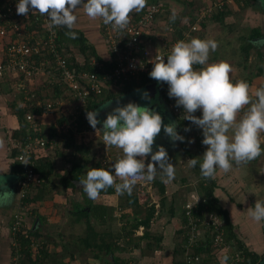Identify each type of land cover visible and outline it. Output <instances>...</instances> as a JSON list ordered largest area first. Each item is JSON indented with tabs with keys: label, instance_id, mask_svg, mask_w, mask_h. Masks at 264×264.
<instances>
[{
	"label": "crops",
	"instance_id": "obj_1",
	"mask_svg": "<svg viewBox=\"0 0 264 264\" xmlns=\"http://www.w3.org/2000/svg\"><path fill=\"white\" fill-rule=\"evenodd\" d=\"M214 1L215 0H157L156 2L159 3L161 10L154 18L155 22L151 31L154 39L153 41L149 39L147 47L151 52L152 50L161 52L158 50L159 46L162 45L160 37L164 35L172 40L184 39L185 42L190 41L192 38L215 40L218 44V48L214 52H210L208 62L216 63L225 61L229 63L233 69L230 78L232 82L235 83L238 80L236 78L238 74L237 68L241 67V65L239 64L238 66L235 61L237 56H242L241 45H238L239 42L243 43V38L251 35L253 29L259 28L264 34V0H226L227 4H225L223 9V11L225 10L223 15L220 16L217 12L215 16L218 18L215 19V16H213V18H205L200 23L199 29L195 33L190 32L189 37H186L182 33L185 30L186 22L190 24V26L193 25L195 15L199 9L203 10L211 7ZM152 3L154 2L147 0L146 7ZM173 12L179 16L175 18L174 22L170 20ZM75 15L78 17L75 27L84 33L88 42L94 46L98 55L107 58L108 52L103 43L99 19H89L82 8H79ZM82 15L85 17H82ZM261 40L264 41V37H261ZM151 42L154 43V48L150 46ZM252 55L257 58L255 50L250 51V60L253 58ZM94 63L102 64L107 67V65L99 60ZM260 64L262 66L261 68L264 70L263 63L259 61V65ZM201 67L200 65H196L195 69L199 70ZM13 80L14 82H12L11 79L12 83L7 86L8 88L9 86L11 87V92L0 93V140L3 141V146H0V177L2 176L5 179V181H0V191H2L5 186L16 195L19 189L18 182L15 183V179L19 178L11 174L13 173L12 161L14 160L12 159L11 161L10 156L12 155L13 142L15 141L14 138H12V132L20 128V122L13 112V106L24 107V103L18 100V105L16 102L20 97L16 89H19L18 92L22 89L19 86L17 87V80ZM11 84H13L14 88ZM37 84L38 83L35 84L36 88L38 87ZM260 87H264L263 73L250 85L253 99H255L254 93L256 89ZM33 89L34 88L31 87V90ZM159 94V101H161L162 107L165 108L164 113L168 115L171 114L165 92L159 91ZM30 98L32 99L33 96L26 99ZM7 99L9 100L8 103ZM245 111H247V106L241 111L238 119L242 117ZM194 115L198 118H202V111L198 110ZM172 118L171 115L167 117L162 115L164 125H167V123H175L177 125L176 131L179 135L185 137V141H177L173 144L162 128L161 133L155 139L153 153L157 151L158 146H163L166 149L170 162L175 166V177L172 182L165 183L161 181L158 174L154 181L148 183L149 188L145 187L143 188V193L136 194L137 201L135 202L129 201L126 193L123 195L117 194L114 188H108L110 192L105 191L100 193L96 200H91L83 192L79 181L74 182L73 188L66 186L65 180L69 178V171L72 165L71 161H73V159L66 160V154L63 151L65 148L61 147V145L57 146L60 147V150L55 151L56 156L54 155V159L50 157L40 158L49 160L51 169L50 173L43 178V182H45L43 183V195L38 194L37 191L33 193L38 197L31 204L32 209L29 211L27 223L32 231L35 230L36 235L46 236L45 238L41 236L47 242L46 250L49 254L46 259L47 263L44 262V264H57V259L62 261L59 264H77L76 258H70L69 260L68 257L71 256L62 253V250L65 249L63 246L64 243H56L52 235H57L60 239L65 238V236L61 234V230L69 229L70 231V228L72 231L73 228L79 230L76 224L80 223V220L84 222L82 226H85V228L87 227V221L91 223L94 230V241L96 244H100L101 248L105 249L107 245L113 249L115 244H117L118 247L126 249V252L129 251L127 260L123 258V260L128 261V264H135L134 261L132 263V260H129V257L133 256H138L141 259L136 264H167V262L170 264L171 255L175 248V246L173 247V243L175 242L176 245V233L181 230L180 224H183L182 214L180 219L176 216L177 208L174 204V196L178 189L188 187L187 191L184 193L185 201L183 204H189L190 202L195 203L197 198L193 197L192 193H195L194 190L197 189L196 186L200 180V175H197L194 169L188 166L187 161L191 159L190 156H194L195 158L201 157L200 160H202V156L207 150L206 146L202 144V129L197 128L195 125L191 124V122L188 125V122L181 125L176 119H174L175 122H173ZM56 119V115L43 114L41 116V121H46L47 123L45 125L42 124V127L48 124H56ZM97 128L102 130V125L100 127L97 126ZM185 128H190L191 130L185 132ZM43 133L47 134L45 131H43ZM101 135H103L102 132ZM231 135L232 133L229 132V136ZM261 140V146L264 148V133H261ZM188 141L194 142L189 143ZM57 147L55 146V148ZM104 147V156L97 161L89 160L88 157L86 158V155H83L81 160L78 158L77 161L80 160L81 164L84 165L80 172V177L82 179L86 178V173L90 168H104L111 171L112 165L123 156L122 150L118 148L107 145H104ZM51 149L52 148H49L47 151H51ZM172 153H174V156H177L178 160L175 161V158L173 160V156H171ZM62 154L65 156H62ZM149 162H151L150 156L145 160L146 164ZM61 169L63 170L60 172ZM46 171L49 172L47 169ZM182 174H184L185 177H182ZM179 177L181 178L179 179ZM188 177L192 178L191 181H188L190 180L187 179ZM56 178L58 182L61 179L59 186L56 184ZM186 180L188 182L183 184ZM213 180L215 182L214 196L218 199L220 206L227 211L233 229L242 245H244L247 250L260 256L259 263L262 257H264V231L263 227L259 225L261 222L257 223L252 220L247 210L249 209L248 207L256 201L264 200L262 196L263 190H261L264 189V154L247 164L237 166L233 163V168L228 173H223L218 170ZM119 182L120 181L117 180V183ZM158 188L164 189L163 195L158 191ZM16 200L17 197L15 196L10 204L0 206V236L3 238L4 242L7 241L6 248L8 242L10 245V237L12 235L11 224L13 214L18 204ZM73 202H75L74 206ZM69 209H73V211L68 212L67 210ZM171 211L172 218L170 217ZM148 214L151 215L148 227L138 225L137 228L131 229L135 219L138 221L143 220ZM70 218H74L75 222L70 223L69 221L70 224L68 225L66 219L70 220ZM128 231L131 232V236L127 234ZM119 235L124 236V240L121 238L117 239L116 237ZM141 237L145 239L140 241L139 239ZM60 239L59 241H62ZM102 240H104L103 243H101ZM149 242L154 246L145 249V245ZM137 244H139V248H134ZM7 252L9 251L4 250V253ZM132 253L139 254L136 255ZM9 255L10 254L6 256L2 255V257H0V264H8L10 261ZM31 256L35 259H40L41 254L32 252ZM110 258L112 261V255H110ZM104 259L107 260V256ZM92 260L94 264H108L106 261L99 263L96 259L92 258ZM229 261L231 264H237L241 261V256H239L237 250Z\"/></svg>",
	"mask_w": 264,
	"mask_h": 264
},
{
	"label": "clouds",
	"instance_id": "obj_2",
	"mask_svg": "<svg viewBox=\"0 0 264 264\" xmlns=\"http://www.w3.org/2000/svg\"><path fill=\"white\" fill-rule=\"evenodd\" d=\"M146 4L147 0H86V2L85 0H19L16 12L21 16H28L30 11L38 12L47 18L49 27H65L68 29L65 35L76 39L77 34L72 29L76 26L78 17L75 13L79 8L83 9L89 19H99L101 32V20L103 24L110 25L113 31H123L130 22L131 14L138 15L144 10ZM200 11L201 9L196 13L194 23ZM207 17L205 16L202 21ZM175 18L176 14L173 12L170 20L174 22ZM191 26L186 22L185 30ZM102 37L104 46L109 52L103 33ZM217 48V42L212 39L192 38L188 42L178 41L166 57V62L162 56L155 57L152 71L149 73L150 78L154 80L143 85L156 83L158 96H160L159 91L165 92L168 107L171 110L168 116L171 115L174 122V119L182 118L184 122L188 120L202 129V144L207 148L202 156V162L201 157H198L189 159L187 164L195 168L199 163L200 173L204 179H214L218 170L228 173L232 170L233 163L237 166L247 164L264 154V148L261 146V133H264V87L256 89L255 99H253L250 85L246 81L240 80L233 83L230 78L233 69L229 63L208 62L210 52H214ZM76 55L80 62L83 61V57L77 51ZM68 57L70 58V53L67 51L66 58ZM95 61L98 60L90 59L89 66L95 68ZM195 65L202 67L196 70ZM105 69L108 68L105 67ZM145 76H142L138 84ZM163 83L168 85V94ZM143 86L126 94H123V86H120L118 93L112 94L113 97L106 102L134 92ZM168 96L175 98L177 107L182 106V115L173 114L175 104L169 100ZM142 99H149L148 92L143 93ZM111 103L112 101L109 105ZM246 106L247 111L243 112L242 117L238 119ZM198 110L202 111V118L194 115ZM98 115V110L86 113L90 126L97 132L103 133L104 145L122 150L123 156L112 165L111 171L104 168H90L86 178L79 180L83 192L89 199L96 200L100 193L108 188H114L119 195L125 193L131 195L138 182L151 183L158 174L162 182L173 181L175 166L170 162L166 149L158 146L157 151L153 153V145L162 128L173 144L177 141L184 142L185 137L178 134L175 123L164 125L162 116L158 112L133 102L120 106L117 101V106L103 120L102 130L97 128V125L101 124V121L97 119ZM164 116L166 117L165 113ZM190 130V128L184 129L185 132ZM229 132L232 133L231 136ZM0 146H3L2 140H0ZM149 156L151 162L146 164L145 160ZM117 180L120 182L117 183ZM15 196L4 186L0 191V206L10 204ZM18 209L19 204L13 214L11 228ZM247 211L255 222L264 221V201H256L254 207H250ZM24 212L25 227L17 237L21 245L28 244L27 239L24 238L25 234L29 237L36 236L33 234L35 230L32 231L27 223L29 212L26 210ZM10 243L11 260L13 240H10ZM26 245H22V250L23 247L26 249ZM30 253L32 254L31 251ZM32 258L26 259L23 264H32L30 261L35 260ZM224 264H226V258Z\"/></svg>",
	"mask_w": 264,
	"mask_h": 264
},
{
	"label": "built area",
	"instance_id": "obj_3",
	"mask_svg": "<svg viewBox=\"0 0 264 264\" xmlns=\"http://www.w3.org/2000/svg\"><path fill=\"white\" fill-rule=\"evenodd\" d=\"M18 2L19 0H0V17L2 19H6V21L0 25V40H7V44H5V46L2 45V48H0V78L3 76L8 77V75L11 74L18 75V86L25 91H29L26 88L27 86H30L31 83L35 81L40 83L41 78L45 81L57 82L62 87L65 86L67 91L64 93L61 100L47 102L46 107L48 111L53 110L52 104L55 103L59 106H65L66 109H68L67 111H70V113L74 115L80 114L85 102L90 99V94L94 95L93 98H98L100 96L107 97L109 93L116 95L121 88L120 86H123L125 82L132 81V84H138L142 76L149 75L152 71V63L155 62L154 60L156 56L164 57L166 62V57L171 53L174 44L178 41H184L183 38V40H172L165 35L161 36L160 42L162 43V51L156 52L152 50L153 53L148 49L147 44L141 42V36L144 33L153 35L151 34V31L155 22L154 18L160 12V7L157 2L156 4L152 3L148 7L144 8L141 14H131L130 22L127 28L123 31H113L110 25L103 24L101 20L102 33L106 39L109 51L111 50L115 54L113 67L110 68V70L105 69L102 64L98 63L94 64V66L101 75L84 70H71L68 63L69 61L66 60L65 49L54 45L56 29L49 27V24L46 31L48 33L47 42L50 50L47 51L49 54L48 66H45V64L39 63L34 58L41 56L40 45L32 47L28 44H24V42L20 39L23 31L26 30V26L29 23L30 15H35L38 12L31 13L30 11L28 16L17 15L16 5ZM225 4H227L226 0H215L211 7L203 10L201 9L197 15L195 23L188 30L183 31L182 33L186 37H189L190 32L193 33L198 30L199 23L202 22V19L205 16L213 13L217 14V12L219 13L220 11H223ZM41 18L42 21L45 22L44 24L48 23L45 16H42ZM14 34H16V38H14ZM124 39L128 42L125 43L124 49H122L119 47V44L123 42ZM42 47L44 48L45 45ZM262 63L264 66V55L262 57ZM195 67L196 65L194 68ZM26 83H29L30 85ZM163 84L168 94V85L166 83ZM169 100L175 104L173 106V113L179 116L182 115V106H176L175 98L169 97ZM57 109L60 108L57 107L54 110ZM62 112L64 111L62 110ZM25 121L29 124L25 128L27 132L24 137L25 142H13V148L18 149L16 161L22 166L23 173L21 179L19 180V209L14 215V222L12 226V233H15V239L12 243V249L14 252L12 255H14L9 264H23L26 260V257L24 256L25 251L37 253L41 248V242H43L42 238L38 239L36 237H29L25 234L24 238L27 239L28 244L26 245V249L23 247L24 251L22 250V245L17 238L18 233L25 227L23 224V212L25 208H23L21 202L31 192V190H33L36 186L41 185L43 182V179L33 170V166L37 164L38 157L41 154H44L47 149L54 148L56 146V140L50 138L48 134H44V137L36 135L38 131H43L41 116L27 115ZM56 127L60 128L61 131H64L59 134L67 132L68 126H66L65 129H62V127L59 126ZM69 127H71V125H69ZM137 185H139L140 193H143V188L148 187V183L145 182H138ZM191 208L192 207H188L185 210V216L188 218L185 229H189V239L186 242L187 245H185V249L187 251H189V248L194 245L196 237L201 235L199 234L200 231L197 230L199 224L197 225L194 221ZM202 225L207 227L211 238L214 236L213 243L217 247L223 248L220 252H222L223 255L227 254L229 244H224L223 238L220 236L221 234H216L222 226V223L215 216L210 214L208 218L206 217V219L202 222ZM210 226L212 229H208ZM201 259L202 258L189 254L185 259V264H201Z\"/></svg>",
	"mask_w": 264,
	"mask_h": 264
},
{
	"label": "trees",
	"instance_id": "obj_4",
	"mask_svg": "<svg viewBox=\"0 0 264 264\" xmlns=\"http://www.w3.org/2000/svg\"><path fill=\"white\" fill-rule=\"evenodd\" d=\"M153 2H156L157 0H151ZM157 3V2H156ZM154 3V4H156ZM225 11V10H224ZM224 11H220L219 15H223ZM3 13V11H2ZM30 14V13H29ZM138 14H141V12H139ZM215 16V13L208 15V17H212ZM42 15L40 16L38 13H36L35 15H30V19H29V23L26 26V30L23 31L22 35H21V41L24 42V44H28L29 46H35V45H40L41 48V56H37L34 57L39 63H43L45 64V66H48V57L49 54L47 53L48 50H50V47H48V42H47V29H48V24H44L45 22L42 21ZM215 19L218 18L217 16L214 17ZM214 19V20H215ZM6 21V19H2L0 17V25H2L4 22ZM54 29H56V34L54 37V45L58 46L59 48H63L65 49V51L70 53V58L68 57L69 62V67L71 68V70L74 71H89L92 73H98V71L95 70V68H92L89 66V62L90 59H96L99 60L101 62H103L105 65H107L106 68H108L107 70H110V68L113 67V61H114V56L115 54L111 51L108 52L107 54V58L103 57L101 55H98V53L95 51L94 46L92 44H90L88 42V39L85 37L84 33L74 27V29H72V31H75L77 34V38L76 39H71L68 36L65 35V32L68 31L67 28L65 27H54ZM261 37H264V34L262 33V31L258 28V29H253L251 32V35L243 38V43L241 45V53H242V57L244 58V66H246V62L248 60V57L250 56V51L251 50H255L256 55H257V59L258 61L262 62V57L264 55V52H262V50L264 51V41L261 40ZM14 38H16V34H14ZM149 39H151L150 41H153V37L152 35H148L146 33H144L141 36V42L147 44L149 43ZM259 40V41H256ZM128 41L126 39H124L123 42H121L119 44V47H121L122 49H124V45L125 43H127ZM0 44L5 46V44H7V40L2 39L0 40ZM154 43L151 42L150 46H153L152 48H154L155 46L153 45ZM45 45V47L43 48L42 46ZM43 48V49H42ZM159 51H162V45L159 46ZM76 51L78 54H80L83 57V61H79V57L76 55ZM66 54V53H65ZM262 66L259 65L258 68V73L255 75L253 74L252 76H259V74L264 75V70L263 68H261ZM106 70V71H107ZM99 74V73H98ZM101 75V74H99ZM260 75V76H261ZM147 76V77H146ZM143 79V81L138 84H132L131 82H125V84L123 85V94H126L132 90L137 89L139 86H143L146 83L152 82L154 79L150 78L149 75H146ZM254 77L248 76V77H244V80L251 85L252 83V79ZM76 79V78H75ZM12 82H14V80L12 79ZM11 79L8 78L7 76H3L2 78H0V93H9L11 92V87L9 86V88L7 87L8 85H10ZM37 83V81H36ZM16 84H19V81H16ZM13 86V84H11ZM38 87H34L33 90L31 91H25L24 89H22L19 93H20V97H19V102H23L24 103V107H17V106H13V112L16 115V117L18 118L19 122H20V128L13 131L12 132V138H14L15 141L20 142V143H24L25 142V136H26V127L29 125L28 122H26V116L27 115H32V116H42L43 114H51V115H56V124H48L47 126H43L42 129L43 131L47 132L48 136L52 139L56 140V147L59 145H64L65 149H72L75 150L73 151V153L71 152L72 155H75L76 153L80 154L79 159H82L83 155L88 154V146H78L76 145V140H75V136L78 135V133H81L87 129H89V122L86 118V113L88 111H93L95 110L99 105L105 103L107 100L111 99L113 97V95L111 93H109L107 95V97H98V98H93L94 95L90 94V99L87 100L85 102L84 107L81 109L80 114L74 115L72 113H70V111H67L68 109H66L65 106H59L58 104H52V111H48L46 104L49 101H54V100H61V98L63 97L64 93L67 91V89H65V86L62 87L60 86L59 83L54 82V81H45L43 80V78H41V82L39 84H37ZM18 87V85H17ZM14 88V86H13ZM34 94V95H33ZM33 96V98L31 99H26L28 97ZM165 97L167 98V95L165 94ZM70 98V97H68ZM72 100V99H71ZM58 105V106H57ZM59 107L60 109L54 110L55 108ZM62 110L64 112H62ZM177 121H179L181 123V125H183L184 123H187L188 121L186 120L184 122V119H180L177 118ZM190 124V122L187 123V125ZM69 125H71V127H69ZM62 127V129H65L66 126H68L67 128V132L59 134L57 132V127ZM43 131H38V133H36L37 136L39 137H44V133ZM63 131V130H62ZM64 132V131H63ZM48 146V145H47ZM60 147L55 148V151L60 150ZM11 161L12 159L14 161H12L13 163V168H12V172L11 174L19 177V179H21L22 173H23V168L22 166L16 161V156L18 155V149L13 148L12 152H11ZM62 156H65L64 154H62ZM190 158H195L194 156H190ZM71 161V170L69 171V178L67 180H65V184L68 187L73 188V184L75 181H79L82 178L80 177V172L83 168L84 165L81 164V161ZM202 162V160H201ZM46 169L49 171L47 172ZM50 169H51V164L49 160L46 159H39V161H37V164L35 166H33V170L34 172L39 175L42 179L44 177L47 176L48 173H50ZM194 169V172L199 176V181L197 184V189L194 190L195 193L193 194V197L197 198L195 203H193V205L191 206L192 208V214L194 216V221L196 222V224L198 225L197 230L200 231L198 235L194 241V245L191 246L189 248V251H187L185 248L187 245V240L189 239V235H188V230L189 229H185V226L187 224V216H185V210L184 212V216L182 215V222L184 225V233L183 230H179L176 233V236H180L182 237L183 235V239L181 238L180 241H178L176 239V245L175 248L173 250L172 253V257H171V261L170 264H185V259L187 257V255L191 254L193 256H197L199 258H202V252L205 250L206 252L211 250H214V252L212 254V257H214V254H220L223 255L222 252H220V250L222 251L223 248H219L217 247L214 243H213V238H211L210 236V232L207 230V227L202 225V222L206 219V217L208 218V216L210 214H212L213 216H215L221 223L222 226L219 228V231H217L216 234H221L220 236L223 238V243L224 244H233V246L235 247V249L240 252V256H241V261L237 264H257L260 256L254 252H251L249 250H247L244 245H242L241 241L238 239L236 232L233 229V225L230 221V218L228 216V213L226 210H224L219 202L218 199L214 196V189H215V182L213 179H204L201 176L200 173V168H199V163L197 164V166ZM42 186V187H40ZM37 187V188H36ZM33 190H31V192L23 199V201L21 202V205H23V207L25 208L26 212L31 211V204L32 202H34L36 200V198L38 197L37 195L33 194L34 192H38V194L43 195V187L44 184L42 182L41 185L36 186ZM138 189V190H137ZM110 192L109 189H106L103 192ZM158 191H160V193H162V195L164 194V189L163 188H158ZM135 192V194H134ZM140 193V188L139 185H135L133 188V191L131 193V195L126 193V196H128L129 201H137V195ZM25 215V212H23ZM139 214V213H138ZM150 214L146 215L145 218L143 220H134L133 224L131 226V229H135L138 227V225H144V227H148L149 224V220H150ZM102 221V220H101ZM208 229H212V227L210 226ZM87 232H85L86 236L83 239V243H82V249L80 250V254L79 257H82L81 255H83L84 252H88L91 251L92 254V258L96 259L100 262L102 261H106V263L108 264H128V261L123 260L122 254L124 252H126V249H124L123 247H118L117 244H115V247L113 249L110 248V246H107L104 248H101L100 244H96L94 241V237H93V227L91 225V223L89 221H87V227H86ZM213 231V230H212ZM263 231H264V226H263ZM126 232V231H125ZM214 232V231H213ZM34 235H36V233H33ZM127 234L129 236H131V232L128 231ZM215 234V235H216ZM38 239H41V236H34ZM201 237L204 239L201 240ZM117 239L121 238L122 240H124V236L119 235L116 237ZM144 237H141L139 240L142 241L144 240ZM104 240L101 241V243H103ZM203 242V243H202ZM208 243V244H205ZM26 243V242H25ZM41 248L39 250V253L41 254V258L40 259H35L32 260L30 262H32V264H44V262H46L47 257L49 256L48 251L46 250V241L41 242ZM150 243V244H149ZM147 243L145 246V249H147L148 247H152L154 246L151 242ZM150 246H149V245ZM205 246H204V245ZM22 245H26L23 244ZM134 248H139V244L135 245ZM96 250V252L94 253V251ZM14 253V252H12ZM242 254V255H241ZM14 255V254H13ZM12 255V256H13ZM108 255H112V261H107L104 258ZM24 256L26 257V259L32 258L31 257V253L27 252L24 254ZM71 259H75L76 257L74 256V254L71 255L70 257ZM34 259V258H32ZM202 260V259H201ZM8 262V261H7ZM9 263V262H8ZM47 263V262H46ZM88 264H94V263H88ZM206 264H214V262H206Z\"/></svg>",
	"mask_w": 264,
	"mask_h": 264
},
{
	"label": "rangeland",
	"instance_id": "obj_5",
	"mask_svg": "<svg viewBox=\"0 0 264 264\" xmlns=\"http://www.w3.org/2000/svg\"><path fill=\"white\" fill-rule=\"evenodd\" d=\"M82 17H85L82 15ZM176 17H179L177 14H176ZM264 31V29H263ZM247 35V34H246ZM238 45H242V42H239ZM0 48H2V45L0 44ZM262 52H264L262 50ZM251 57V56H249ZM248 57V60L246 62V66H244V58L242 56H237L235 58V61H236V64L239 66V64L241 65L240 68H237V76L236 78L240 81V80H244V77H248V76H251V77H254L252 79V82L257 78V77H260L261 74H259V76H252L253 74H257L258 73V68H259V61L258 59L252 55V59L250 60V58ZM0 59H1V56H0ZM261 65V64H260ZM263 77V76H262ZM8 78H11V79H15L17 80L18 78V75L16 74H11V75H8ZM236 79V80H237ZM237 80V81H238ZM26 84H29V83H26ZM35 84H36V81L31 83V86H27L26 89H28L29 91L31 90V87H35ZM30 85V84H29ZM19 89H16L17 93L20 95V93L18 92ZM11 99V98H10ZM8 99H7V103H8ZM12 101V100H11ZM16 102L18 103L19 105V102H18V99L16 100ZM13 103V102H12ZM11 103V104H12ZM174 114V113H173ZM175 115V114H174ZM43 124L45 125L47 122L45 121H42ZM90 126V124H89ZM57 131L58 133H61V129L60 128H57ZM75 140H76V145L78 146H88V154H86V158L88 157V159L90 160H94V161H97L98 159L102 158L104 156V141H103V135H101V132H97L96 130H94L91 126L89 127V129L83 131L82 133H78V135L75 136ZM61 147H64L61 146ZM55 148V147H54ZM54 148L50 150H48L47 152H45L44 154H41L40 157H38V159L42 158V157H50V158H53L55 157L56 155V152L54 150ZM53 150V151H52ZM64 153L66 154V160H70V159H73V161H77L78 158L80 157V154L79 153H76L75 152V155H72L71 152L73 153V148L72 149H64L63 150ZM55 155V156H54ZM173 156V160L175 158V161L178 160L177 156H174V153H172ZM83 157V156H82ZM54 159V158H53ZM42 160V159H41ZM38 161V160H37ZM59 162V161H58ZM88 164V163H87ZM86 164V165H87ZM90 164V163H89ZM63 169L60 170V172L62 171ZM58 175H62V174H58ZM183 176L182 177H185L184 174H182ZM191 177H192V174H191ZM191 177H188L187 179H190L188 181H191ZM181 177H179L180 179ZM57 179V178H56ZM55 179V180H56ZM1 180H4V177H0V181ZM16 180V179H15ZM61 181V179L59 180V182ZM63 181V180H62ZM187 180L183 182V184L187 183L188 182ZM59 182H58V179L56 180V184L57 186H59ZM45 183V182H43ZM195 185V184H194ZM188 187L187 188H181V189H178L177 192L175 193V205H176V216L177 218L179 217L180 219V216L181 214L184 216V210L187 209L188 207H191L193 205L194 202H190L189 204H183L184 201H185V197H184V193L185 191H187ZM263 190L262 192V196L264 197V189H261ZM20 191L18 190L17 194H16V197H17V202L19 204L20 200H19V196H20ZM264 201V200H262ZM76 202V201H75ZM73 202V206H74V203ZM17 204V206H18ZM183 204V205H182ZM254 204H251V206H249L248 208L250 207H254ZM182 205V206H181ZM16 206V207H17ZM68 212L69 211H73L72 210H67ZM67 215V214H66ZM65 215V216H66ZM170 217L172 218V211L170 212ZM66 219V223L69 225L70 223H74L75 222V219L74 218H70V220ZM70 221V223H69ZM178 223L180 224V222L178 221ZM84 225V222L82 220H80V223L76 224V226H78V229L77 230L76 228H73V231L71 230L70 228V231L69 229H62L61 230V234L63 236H65V238H58L57 235H52V238L54 239V241H56V243H64L63 246L65 249L62 250V253H64V255H72L74 254V256H77L76 259H77V264H88V263H93V260H92V254H91V251H86L83 253V255H81L82 257H79V254H80V250L82 249V243H83V239L85 238L86 234L85 232H87L85 226H82ZM260 226H264V221H261V223H259ZM180 227L181 229L183 230L184 228V225L183 224H180ZM185 230V229H184ZM184 230H183V233H184ZM82 231V232H81ZM43 236V235H42ZM44 238L46 236H43ZM183 239V235L181 237V235L178 237H176V239L178 241H180V239ZM11 240H14L15 239V233H12L11 237H10ZM62 240V241H59ZM204 237L202 238L201 237V240H203ZM44 241V240H42ZM177 241V242H178ZM7 242V241H6ZM6 242H4L3 238L0 236V257H2V255L6 256L7 254H11V249H10V246H11V243L9 245V242H8V245H7V248H6ZM176 242V243H177ZM203 243V242H202ZM205 244H208L205 242ZM171 245V244H170ZM204 245V244H203ZM62 246V245H60ZM172 246V245H171ZM175 246V242L173 243V247ZM205 246V245H204ZM4 250L6 251H9L7 253H4ZM228 253L225 254V255H220L219 253L218 254H214L212 257V254L211 252L213 253L214 250H211L206 252L205 250L202 252V260H201V264H206V262H214V264H224L225 262V258H226V264H231V262L229 260H231V256L232 255H235V252H236V249L235 247L233 246V244H230L229 245V248L227 249ZM96 252V250L94 251V253ZM132 254H139V253H132ZM143 254V253H142ZM148 254V253H147ZM128 255H129V251H127L126 253L123 254V258H125L127 260L128 258ZM10 256V255H9ZM69 260H70V257H68ZM57 259V258H56ZM27 260H30V258L28 257ZM129 260H132V263L134 261V263H138L141 259L140 257H136V256H133V257H129ZM107 261H111V258H110V255L107 256ZM263 263H264V257H262V260H261ZM62 261L57 259V264L61 263ZM167 262V261H166ZM3 264V263H2ZM168 264V262H167Z\"/></svg>",
	"mask_w": 264,
	"mask_h": 264
},
{
	"label": "water",
	"instance_id": "obj_6",
	"mask_svg": "<svg viewBox=\"0 0 264 264\" xmlns=\"http://www.w3.org/2000/svg\"><path fill=\"white\" fill-rule=\"evenodd\" d=\"M156 83L148 84L146 86H143L142 88L131 92L127 95L119 96L113 100H110L106 103H103L102 105L98 106L95 110L99 111V115L97 116V119L101 121V124H98L97 126L100 127L102 125L103 120L107 118V114L113 110L117 106V101H119L120 106H125L129 102H133L138 104L139 106H147L152 110H155L158 112L161 116H164L165 108L162 107L161 101H159L158 93H157V87ZM148 92L149 99L145 100L142 99V95L144 92ZM112 101V103L109 105V103ZM168 114H166V117ZM165 117V116H164ZM174 122V121H173ZM168 125V123H167ZM18 182V179L15 180V183ZM14 183V184H15ZM18 184V183H17ZM12 189V188H11ZM258 264H264L262 261H260Z\"/></svg>",
	"mask_w": 264,
	"mask_h": 264
}]
</instances>
